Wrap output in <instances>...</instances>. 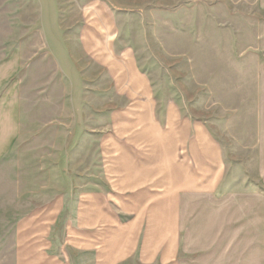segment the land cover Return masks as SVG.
I'll return each instance as SVG.
<instances>
[{"label":"rangeland","instance_id":"1","mask_svg":"<svg viewBox=\"0 0 264 264\" xmlns=\"http://www.w3.org/2000/svg\"><path fill=\"white\" fill-rule=\"evenodd\" d=\"M0 264H264V0H0Z\"/></svg>","mask_w":264,"mask_h":264}]
</instances>
